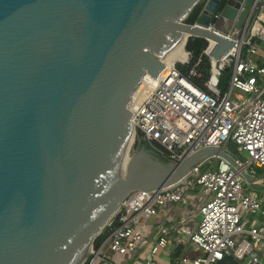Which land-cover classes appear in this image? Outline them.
Segmentation results:
<instances>
[{"label": "water", "instance_id": "1", "mask_svg": "<svg viewBox=\"0 0 264 264\" xmlns=\"http://www.w3.org/2000/svg\"><path fill=\"white\" fill-rule=\"evenodd\" d=\"M199 1L0 0V264H83L129 191L169 185L209 157L254 184L231 143L179 162L129 154L143 75L161 72L182 33L210 40L218 60L235 42L204 27L213 13L239 30L263 2L205 0L197 24L185 22Z\"/></svg>", "mask_w": 264, "mask_h": 264}, {"label": "built area", "instance_id": "2", "mask_svg": "<svg viewBox=\"0 0 264 264\" xmlns=\"http://www.w3.org/2000/svg\"><path fill=\"white\" fill-rule=\"evenodd\" d=\"M204 27L232 39L235 46L214 60L208 55L213 43L205 39L203 53L210 68L201 86L193 82L199 75V58L185 74L175 66L189 64L185 50L166 72L156 77L145 73L129 103L134 137L172 162L203 147L233 143L245 152L243 161L233 155L240 169L255 179L253 167L264 168V2L239 30L219 10ZM228 69L220 87L219 77ZM249 185L227 160L209 157L169 185L131 190L108 221L106 236L90 247L85 261L218 264L231 257L238 264H264V195ZM177 204L186 211L181 207L179 216L151 223L161 210ZM196 212L200 217L192 228ZM177 246L182 251L173 256ZM188 249L193 253L185 252Z\"/></svg>", "mask_w": 264, "mask_h": 264}, {"label": "trees", "instance_id": "3", "mask_svg": "<svg viewBox=\"0 0 264 264\" xmlns=\"http://www.w3.org/2000/svg\"><path fill=\"white\" fill-rule=\"evenodd\" d=\"M225 0H222L221 5H223ZM205 0H200L191 10V12L188 14V16L184 19L185 22L187 23H193L197 17V15L199 14V12L201 11L203 4H204ZM207 46V41L204 38L201 37H195V36H190L188 37L185 46H184V50L186 52H188L190 54V62L188 65H183L180 63H177L175 66L176 68L182 73L185 74L187 69L189 68V66H191L198 58L200 59V64L198 66V73L199 75L195 78H193V82L197 85H202V82L207 78L208 74H209V68H210V62H209V58L208 56H206L203 53V50L205 49V47ZM228 74H229V69L228 70H224L220 77H219V86L222 87L224 85V83L226 82L227 78H228ZM135 145H137L138 147H144V149L151 151V153L153 154L154 157H156L159 161L166 163L168 162V160L166 158H164L163 156H160L159 154H157L156 152H154L153 150H151V148L149 147V145L142 139L137 138ZM259 172L261 171L262 173L264 172L261 168H258ZM107 227L104 228V230L98 235L96 236V238L93 241V245L94 247H97L103 240V238L106 236L107 234ZM181 247L177 246L176 248H174L173 251V256H177L181 253ZM218 264H238L234 259H232L231 257H227L225 258L223 261L219 262Z\"/></svg>", "mask_w": 264, "mask_h": 264}, {"label": "rangeland", "instance_id": "4", "mask_svg": "<svg viewBox=\"0 0 264 264\" xmlns=\"http://www.w3.org/2000/svg\"><path fill=\"white\" fill-rule=\"evenodd\" d=\"M136 140H137V137H134V139H133V142H132V146H131V149H130V151H129V154H132L135 150H136V148L138 147L137 145H135V142H136ZM228 151L232 154V155H234L235 157H237L239 160H241V161H243L244 160V158H245V152H243V151H238L237 150V148H236V145L235 144H233V143H231V145H230V147L228 148ZM253 169H254V176H261L263 173H261V171L259 172V169H258V167H253ZM249 170V169H248ZM250 171V170H249ZM250 186V185H249ZM198 189H199V187H196V189H195V192H197L198 191ZM257 190L256 191H259V193L261 194V195H264V187H262V186H258L257 188H256ZM199 214L196 212L195 214H194V216H192V222H191V227L192 228H195V226H196V224H197V222H198V220H199ZM151 221V220H150ZM108 223V222H107ZM107 226V224L105 225V227ZM104 227V228H105ZM104 228L102 229V231L104 230ZM101 231V232H102ZM92 245H93V243H92ZM187 253H193V252H191L189 249H188V252ZM88 254H89V252H88ZM87 254V256H89ZM196 254H200L199 252L197 253L196 252ZM118 256H116V255H114L113 256V259L114 260H117L118 258H117ZM88 261H89V258H87V260L86 261H84L83 262V264H87L88 263ZM130 263V261H128V262H126V264H129Z\"/></svg>", "mask_w": 264, "mask_h": 264}, {"label": "bare ground", "instance_id": "5", "mask_svg": "<svg viewBox=\"0 0 264 264\" xmlns=\"http://www.w3.org/2000/svg\"><path fill=\"white\" fill-rule=\"evenodd\" d=\"M183 37L181 40V43L178 45V47L173 51V53L170 55V57L168 58V60L164 63V68L162 69V73L166 72L167 68L171 65L172 61L177 59V58H182L185 56V52L183 49L184 46V42L187 39V34L186 33H182ZM142 84H139L137 86V88H140ZM133 132H131L130 135V139H129V144L132 143L133 141ZM128 159H129V155H127V153L125 152L124 158H123V162H122V167H121V178L123 177L124 173H125V169L128 163ZM87 252H90V248L87 249Z\"/></svg>", "mask_w": 264, "mask_h": 264}, {"label": "crops", "instance_id": "6", "mask_svg": "<svg viewBox=\"0 0 264 264\" xmlns=\"http://www.w3.org/2000/svg\"><path fill=\"white\" fill-rule=\"evenodd\" d=\"M263 2H264V0H263ZM263 171H264V168H261ZM262 173V172H261ZM264 174V173H263ZM262 174V175H263ZM261 175V176H262ZM261 176H256V178H255V182H254V184H250V188H253V189H255V190H257L256 188L258 187V186H262V187H264V178H261ZM259 192V191H258ZM181 207L183 208V210L184 211H186V207H183L182 205H180V204H177V205H174V206H171V207H169V208H167V209H165V210H161L159 213H158V215L156 216V217H153L152 219H151V223H154L156 220H159V219H161V218H164V217H166V216H168V217H170V218H174V217H176V216H179L180 215V209H181ZM186 251H188V250H185V252Z\"/></svg>", "mask_w": 264, "mask_h": 264}, {"label": "flooded vegetation", "instance_id": "7", "mask_svg": "<svg viewBox=\"0 0 264 264\" xmlns=\"http://www.w3.org/2000/svg\"><path fill=\"white\" fill-rule=\"evenodd\" d=\"M137 149V148H136Z\"/></svg>", "mask_w": 264, "mask_h": 264}]
</instances>
